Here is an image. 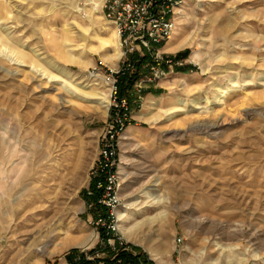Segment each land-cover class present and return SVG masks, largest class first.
<instances>
[{"label":"rangeland","instance_id":"obj_1","mask_svg":"<svg viewBox=\"0 0 264 264\" xmlns=\"http://www.w3.org/2000/svg\"><path fill=\"white\" fill-rule=\"evenodd\" d=\"M103 2L0 0V264L110 257L84 196L111 103L89 75L121 62ZM160 53L181 66L119 76L116 234L138 264H264V0H189Z\"/></svg>","mask_w":264,"mask_h":264},{"label":"built area","instance_id":"obj_2","mask_svg":"<svg viewBox=\"0 0 264 264\" xmlns=\"http://www.w3.org/2000/svg\"><path fill=\"white\" fill-rule=\"evenodd\" d=\"M188 1L104 0L102 5L103 17L113 25L118 35L121 62L116 67H108L99 60L91 69V75H101L109 83L111 103L110 114L99 140L98 159L85 192L88 197H95L97 205L105 208L108 213L107 219L99 218L95 223L106 230L105 239H100L101 245L110 248L115 255V245H125L116 234L117 219L114 220L112 211L113 204L117 201L118 143L125 128L131 123V102L128 97H121L119 94V76L124 71L134 69L135 62L146 56H150L155 66H181L163 59L160 49L171 40L181 9ZM135 57L138 60L133 61ZM154 72L158 73V70ZM88 207L92 208L93 205L89 204Z\"/></svg>","mask_w":264,"mask_h":264},{"label":"trees","instance_id":"obj_3","mask_svg":"<svg viewBox=\"0 0 264 264\" xmlns=\"http://www.w3.org/2000/svg\"><path fill=\"white\" fill-rule=\"evenodd\" d=\"M148 57H144L142 59H140V62H144L145 59H147ZM119 86V94L121 97L126 96L124 94V88L121 86V83L119 82L118 84ZM128 97V100L130 101V97ZM93 187V185L91 186V188ZM84 196L86 198L87 204H92L93 205V210L95 211H100L102 212V216H95V222L99 219V218H103V219H107L108 217V213L106 211L105 208L97 205L96 203V198L95 197H88L86 195V192H84ZM98 228V232H99V236L100 239H105V234H106V230L105 228H102L101 226H97ZM117 254L115 255L114 252L111 251L110 248L106 247L105 250L107 251V253L110 255V257H108L109 259H105L104 264H138L137 260L138 258L132 257L126 248H128V246L124 245L123 247L118 246V244L115 245ZM78 263L77 264H100L101 262L97 261V260H93L90 261L86 258L85 253H80L78 255ZM119 261V263H117Z\"/></svg>","mask_w":264,"mask_h":264},{"label":"bare ground","instance_id":"obj_4","mask_svg":"<svg viewBox=\"0 0 264 264\" xmlns=\"http://www.w3.org/2000/svg\"><path fill=\"white\" fill-rule=\"evenodd\" d=\"M93 6H96L95 4L93 5ZM114 31H115V29H114ZM115 33H116V31H115ZM116 35H117V33H116ZM116 35H115V39L117 40V38H118V35H117V37H116ZM118 42H119V39H118ZM119 46H120V44H119ZM171 46V45H170ZM169 48V47H168ZM4 51H5V49H3ZM6 52V51H5ZM121 54V53H120ZM13 62H15L17 65H21L22 63L21 62H19L16 58H14L11 54H9V55H7ZM31 67V69L32 70H34L35 72H38L39 74H41L42 76H44V72H42L39 68H37V67H34V66H30ZM52 67V66H51ZM90 77H93V78H96V77H99V78H101V82H102V84L107 88V90H108V92H109V83H107L103 78H102V76L101 75H89ZM53 77H48L47 79H48V81H50L51 79H52ZM198 102V101H197ZM110 103V102H109ZM196 105V104H195ZM93 165V164H92ZM15 201V200H14ZM9 212H11V216H13L14 215V213H13V211H12V209L9 211ZM125 213H121V212H118L117 213V221L118 222H120L119 224V227H120V229H121V233H125L126 232V230H125V227L123 226V217L125 216L124 215ZM17 215V214H16ZM3 218H5V216H3ZM50 223V222H49ZM54 223V222H53ZM54 225V224H53ZM44 226V225H43ZM24 227V226H23ZM118 227V226H117ZM21 228V227H20ZM28 229V228H27ZM21 230V229H20ZM26 230V229H25ZM38 232V231H37ZM49 232V231H48ZM21 233V232H20ZM34 233V232H33ZM126 234H128V232L126 233ZM125 234V235H126ZM40 236V235H39ZM38 236V237H39ZM41 238V237H40ZM39 238V239H40ZM38 241V240H37ZM34 242V241H33ZM46 245L44 246V247H42L41 248V251H43L44 249H46ZM40 250V249H39ZM227 255V254H226ZM252 256V255H251ZM254 257V256H253ZM246 260V259H245Z\"/></svg>","mask_w":264,"mask_h":264},{"label":"crops","instance_id":"obj_5","mask_svg":"<svg viewBox=\"0 0 264 264\" xmlns=\"http://www.w3.org/2000/svg\"><path fill=\"white\" fill-rule=\"evenodd\" d=\"M117 55V54H116Z\"/></svg>","mask_w":264,"mask_h":264}]
</instances>
